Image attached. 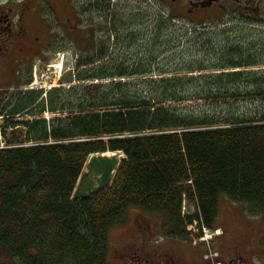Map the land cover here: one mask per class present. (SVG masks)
I'll return each mask as SVG.
<instances>
[{"label": "trees", "instance_id": "16d2710c", "mask_svg": "<svg viewBox=\"0 0 264 264\" xmlns=\"http://www.w3.org/2000/svg\"><path fill=\"white\" fill-rule=\"evenodd\" d=\"M130 1L82 0L80 14L90 18L81 25L89 57L75 61L81 86L47 99L27 91L11 112L65 116L25 122L22 143L6 141L8 127H0V250L21 264H106L109 232L131 210L160 217L182 240L194 222L219 227L223 197L264 215V72L188 74L259 64L243 62L245 50L228 40L217 42L216 64L186 61L202 35L177 27L180 16L155 0H134L133 11ZM189 36L190 46L174 53ZM217 43L203 47L216 56ZM197 99L203 107L169 106ZM108 152L125 155L112 186L75 200L90 157ZM184 202L194 214L182 215Z\"/></svg>", "mask_w": 264, "mask_h": 264}, {"label": "rangeland", "instance_id": "374dc122", "mask_svg": "<svg viewBox=\"0 0 264 264\" xmlns=\"http://www.w3.org/2000/svg\"><path fill=\"white\" fill-rule=\"evenodd\" d=\"M53 6L56 8L57 13L60 16L59 26H63L62 35L59 36L60 47H63V50L57 51L48 59L41 60L40 62H35L36 68L33 70L32 75L30 76V84L25 87L22 86V89H35V92H43L42 98L47 99L48 93L56 88H70L73 86H81L76 80L77 70H75V61L76 55L80 58L87 59L89 56L85 53L84 50V39L82 38L83 32L81 25H83V20L90 18L89 16H84L80 11H83L81 7L82 0H50ZM61 1V2H60ZM80 1V3H79ZM151 1V0H148ZM153 1V0H152ZM159 2L161 6L168 12L171 8V0H155ZM113 3V1H112ZM49 4V3H48ZM75 5L79 18L78 27H72V30L67 31L68 24H70L73 19L72 14V5ZM131 4L133 6H131ZM127 5V3H126ZM130 10L133 11V7L136 6L134 0L128 3ZM73 7V10L76 9ZM129 11V8H128ZM143 13V12H141ZM184 14V13H183ZM75 15V13H74ZM185 15V14H184ZM126 16L127 11H126ZM93 19V24H99L100 21L103 22V19H99L97 16L91 17ZM128 17H126L127 19ZM182 22L176 24L179 28H186L189 31V34L197 32L198 36L202 35L200 39V46L197 47L196 51L193 53V56L186 54V61L189 59L197 62L196 64L211 66L218 62V50L222 49L226 45V40L234 42L237 47L241 50H245L243 53L242 61L246 63H258L259 65L249 68H238L232 70H206V71H197L188 73L190 76H208L216 75L227 72H248V73H258L264 72V30L252 29L251 26L246 25L244 22L232 21L231 19H225L221 22H213L210 24L200 25L193 23L191 20L186 19L184 16L180 17ZM120 19H123L120 17ZM87 23V22H86ZM91 23V22H88ZM144 23V19L140 20V24ZM70 28V26H69ZM74 28V30H73ZM137 29L140 27L136 26ZM250 28V29H249ZM32 33L38 34V31L33 30ZM214 33V34H213ZM220 33V34H218ZM106 31L100 32L99 36H104ZM220 36V37H219ZM213 37V39L211 38ZM216 39V41L214 40ZM189 38H185L180 41L179 48L175 49L174 53H181L182 50H186L190 46ZM213 40L214 43L221 42L223 46L219 43V47L216 50V56L206 47L205 41ZM216 44V45H217ZM178 45V44H177ZM51 54V53H50ZM167 56V53L164 57ZM163 59V58H162ZM161 59V60H162ZM159 60V61H161ZM201 73V74H200ZM76 74V75H75ZM2 75V73H1ZM155 78V77H154ZM158 78V77H156ZM6 78L1 79L0 81V109L6 112L2 108L3 103L9 99L10 102L17 103L21 100L16 97H12L13 92H16L14 88H11L6 83ZM92 82H86L84 85L89 86ZM24 92V91H23ZM199 92L196 91L195 94ZM9 102H5L4 105H7ZM205 104L204 100L197 99L195 101H187L185 103H170L171 107H187L198 108ZM35 115L28 113H22L17 115L15 118H7V114H0V125H7L6 141L10 140L14 143H22L26 139L27 127L24 121H40L46 120L49 121L54 118H61L65 114L60 113H51V112H41L38 114L39 109L33 108ZM4 116V117H3ZM19 124V125H18ZM5 140V139H4ZM182 215L183 212L186 214L190 212L191 214L195 213L196 206L194 204H185L183 203ZM142 215V216H141ZM129 221L119 227L112 229L108 235L109 251L107 256L106 264H141L139 261H136L133 258L125 256L127 252L128 255H132L133 252L130 251V248L136 250V248H146L147 251H152L151 253L162 254L165 259L170 261L173 260L174 255H182L195 260L191 255L195 254V251H198V254L201 255V262L204 261L203 255L208 249L219 250L222 255L229 260L232 258H238L244 264H264V215L263 216H253L248 208L243 204L233 203L226 198H221L220 200V221L218 222L219 227L222 226V229H216L215 231L205 232V237L208 241L201 244V241L204 239L198 240L194 234L199 233V227L196 224H193L192 227H187V232L192 233L193 236L189 237V240L178 239L171 235V233L166 229L160 217L157 216H148L146 214L136 213V211L131 210L129 212ZM192 229V230H191ZM221 231L219 234L221 237L214 241V244L211 243V237L217 232ZM142 233V234H139ZM191 238V239H190ZM214 238V237H213ZM234 247H241V250L244 251V256L242 254L236 253ZM222 249V250H221ZM209 251V250H208ZM207 251V253H208ZM225 253H223V252ZM189 252V253H188ZM227 252V254H226ZM155 253V254H156ZM140 255V252L138 253ZM173 255V256H170ZM240 255V257H239ZM195 256V255H194ZM250 260V261H245ZM209 261V260H208ZM206 262V259H205ZM204 262V264H205ZM223 264V263H221ZM224 264H230L224 262Z\"/></svg>", "mask_w": 264, "mask_h": 264}, {"label": "flooded vegetation", "instance_id": "af4514ba", "mask_svg": "<svg viewBox=\"0 0 264 264\" xmlns=\"http://www.w3.org/2000/svg\"><path fill=\"white\" fill-rule=\"evenodd\" d=\"M171 2V8L177 15L184 16L195 24L206 25L231 19L244 22L252 29L264 30V0H171ZM72 20L73 27H78V14L73 15ZM60 21V16L50 0H0V81L6 78L8 86L11 84V88L17 90L13 92L12 97L18 96L20 99L26 94L23 92L26 89H22V86L27 87L30 84V76L36 68L35 62L46 61L48 56L63 50L58 39L64 28V25L59 26ZM33 30L38 31V34L32 33ZM5 102L9 103L4 105ZM5 102L2 108L6 112L2 109L0 112L6 113L7 118H15L17 115L11 114L15 103L9 99ZM39 102L40 100L34 107ZM234 250L244 256L245 250L243 252L241 247H234ZM130 251L133 252L132 255L126 252L125 256L141 264H204V261H200L201 255L198 251H195V256L191 255L195 260L182 255H170L173 256L172 261L165 259L161 253H151L152 251H147L146 248L138 247L136 250L130 248ZM220 257L222 261H228L230 264H244L238 258L231 257L226 260L222 253ZM0 264L21 263L17 258L0 250Z\"/></svg>", "mask_w": 264, "mask_h": 264}, {"label": "water", "instance_id": "95a60500", "mask_svg": "<svg viewBox=\"0 0 264 264\" xmlns=\"http://www.w3.org/2000/svg\"><path fill=\"white\" fill-rule=\"evenodd\" d=\"M121 157L119 153L93 155L87 164L85 175L79 180L74 193L75 200L91 199L110 188L121 164Z\"/></svg>", "mask_w": 264, "mask_h": 264}, {"label": "bare ground", "instance_id": "6f19581e", "mask_svg": "<svg viewBox=\"0 0 264 264\" xmlns=\"http://www.w3.org/2000/svg\"><path fill=\"white\" fill-rule=\"evenodd\" d=\"M201 74V73H200ZM4 117V116H3ZM26 122H29V120L28 121H26ZM0 127H1V125H0ZM2 147V146H1Z\"/></svg>", "mask_w": 264, "mask_h": 264}, {"label": "built area", "instance_id": "2783aa9c", "mask_svg": "<svg viewBox=\"0 0 264 264\" xmlns=\"http://www.w3.org/2000/svg\"><path fill=\"white\" fill-rule=\"evenodd\" d=\"M210 257H211V258H213V257H214V255H211Z\"/></svg>", "mask_w": 264, "mask_h": 264}]
</instances>
